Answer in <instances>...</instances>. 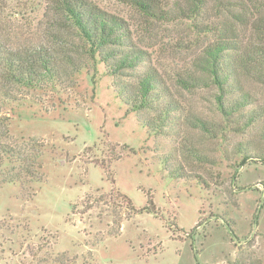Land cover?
<instances>
[{
    "label": "rangeland",
    "instance_id": "rangeland-1",
    "mask_svg": "<svg viewBox=\"0 0 264 264\" xmlns=\"http://www.w3.org/2000/svg\"><path fill=\"white\" fill-rule=\"evenodd\" d=\"M90 1L128 23L179 109L154 134L153 114L131 111L51 0H0V42L45 46L67 76L43 91L0 79V142L18 153L0 166V264H264V85L240 78L249 100L227 126L213 87L177 83L210 41L188 0H160L170 19L149 23L118 0ZM206 1V15H226L228 0Z\"/></svg>",
    "mask_w": 264,
    "mask_h": 264
},
{
    "label": "trees",
    "instance_id": "trees-1",
    "mask_svg": "<svg viewBox=\"0 0 264 264\" xmlns=\"http://www.w3.org/2000/svg\"><path fill=\"white\" fill-rule=\"evenodd\" d=\"M118 1L138 11L146 18V23L170 19L165 3L160 0ZM256 1H218V10L223 9L226 13L221 17L218 13L206 15V0H188L187 11L194 29L210 41L200 52L196 73L189 74L186 79L179 78L177 83L186 89L197 88L200 84L206 88L213 87L216 90V110L227 126L239 125L240 111L247 107L249 100V95L242 92L240 78L264 85V8H255ZM50 7L78 32L85 55L93 63L98 62L105 67L107 75L114 80L118 95L131 111L153 114L152 121L145 127L156 135L166 123L167 127L172 111H177L179 106L170 100L168 89L157 71L144 66L150 62V54L134 42L128 23L121 17L105 12L90 0H51ZM180 12L183 13V10ZM248 29L255 36L244 43ZM69 63L75 65L73 60ZM76 66V73L87 69L86 64ZM143 67L144 72H139ZM64 77L67 78L65 69L45 46L10 49L0 42L2 81L25 90L43 91L57 89L63 85ZM235 92H241V99L236 97L229 101ZM160 102L164 103L162 107H158ZM255 117H249L241 129L248 127ZM199 124L204 131L212 132L204 122L198 121L196 125ZM17 156L18 153L11 146L0 142V166L3 162L13 163ZM246 159L244 156L241 166ZM119 198L130 205L125 196L119 195ZM141 211L155 213L153 208L148 207Z\"/></svg>",
    "mask_w": 264,
    "mask_h": 264
}]
</instances>
